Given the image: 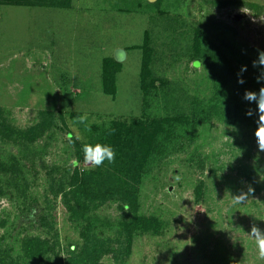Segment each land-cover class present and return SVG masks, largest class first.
Masks as SVG:
<instances>
[{
  "label": "rangeland",
  "instance_id": "1",
  "mask_svg": "<svg viewBox=\"0 0 264 264\" xmlns=\"http://www.w3.org/2000/svg\"><path fill=\"white\" fill-rule=\"evenodd\" d=\"M147 1L157 0H72L70 9L0 6V120L13 138L51 113L55 122L31 144L0 138L2 165L14 164L26 187L8 188L10 175L0 177V252L7 263L31 264L21 252L26 235L46 239L64 260L86 241L80 235L85 220L68 212L58 189L66 190L67 170L92 168L70 162L99 129L114 120L177 116L191 97L211 95L207 69L202 63L194 67L185 53L195 30L230 59L231 104L242 110L255 105L243 94L264 85L256 79L261 69L252 66L264 51V0ZM237 2L256 4L260 12ZM146 30L154 51L151 68L167 83L144 96L141 49L132 47L143 43ZM117 49L124 56L112 96L102 91L101 68ZM241 65L247 66L244 84L237 83ZM183 92L185 106L175 105ZM84 113L90 130L73 124ZM181 131L137 185L138 212L158 216L161 233L127 235L122 226L131 214L119 202L104 201L85 213L94 226L88 243L111 248L99 264H264L248 235L253 224L264 230V151L255 130L213 119ZM77 133L83 141L70 142ZM199 183L202 197L195 200ZM248 186L254 189L249 198L233 204L232 196Z\"/></svg>",
  "mask_w": 264,
  "mask_h": 264
},
{
  "label": "trees",
  "instance_id": "2",
  "mask_svg": "<svg viewBox=\"0 0 264 264\" xmlns=\"http://www.w3.org/2000/svg\"><path fill=\"white\" fill-rule=\"evenodd\" d=\"M72 0H0V6H27V7H54L60 9H70ZM147 3H149L147 1ZM227 2H217V5L224 6ZM157 5L155 3H149ZM239 5H247L250 9L260 12L258 5L245 2H237ZM162 14V12H159ZM200 31L195 30L192 42L185 47V53L190 55L197 64H203L207 69L211 81V95L206 98L193 96L187 104L184 111L177 116L166 115L162 118H145L132 119L131 121L114 120L110 125L102 127L94 138L92 144L101 143L111 145L116 153L115 162L109 164L107 161L100 167L71 169L66 172V181L64 190L63 186L58 189L65 200V206L72 216L82 215L85 220L80 235L86 240L80 248L70 250L68 257L64 260L58 252H54L48 246L46 239L38 236L26 235L22 238V255L28 258L31 264H99V258L102 253L111 251L109 245L105 249L94 244H89L92 240L93 224L85 217V213L91 208H95L99 203L104 201H115L121 204V207L130 211V220L124 221L122 230L127 235L135 232L146 234H159L163 230V221L155 214L138 212V183H142V178L156 159H160L170 151V145L177 138L183 136L186 131H193L202 124L210 123L215 119L231 126L250 127L255 130L257 127V115L255 113L256 105L250 104L249 108L253 109V116H247L246 110H242L237 104H231L230 97V76L233 68L230 65V59L224 51L215 46L210 40L201 36ZM204 41V43H202ZM141 49L140 58V75L139 86L144 96L150 91L165 89L167 80L154 74L151 63L154 51L149 45L148 31L144 32L143 43L135 45L132 49ZM120 63L114 57H105L102 61L101 68V86L105 94L114 96L115 94V77L120 71ZM159 82V84H158ZM157 83V84H156ZM170 86L169 93L173 92ZM184 93V92H183ZM185 98L179 95L176 98L175 105L181 104ZM53 116L42 119L27 129L17 131L14 138L16 142L33 143L39 139L45 132L54 125ZM109 129H115L109 134ZM12 129L0 120V138H13ZM13 140V142H15ZM77 159L84 162V154L77 152ZM4 162L0 158V177L9 176V182L6 183L8 188L20 189L25 183L16 174L17 170L10 162L3 166ZM21 172V171H20ZM251 177V174H247ZM65 181V182H66ZM65 182H63L65 184ZM26 188V187H25ZM1 191V190H0ZM201 184L194 187V199L200 200ZM3 194L4 192L1 191ZM100 240V239H98ZM96 240V241H98ZM130 241V238H128ZM90 245V246H89ZM103 245V244H102ZM50 249L53 253L50 252ZM0 252V264L7 263L5 251Z\"/></svg>",
  "mask_w": 264,
  "mask_h": 264
},
{
  "label": "clouds",
  "instance_id": "3",
  "mask_svg": "<svg viewBox=\"0 0 264 264\" xmlns=\"http://www.w3.org/2000/svg\"><path fill=\"white\" fill-rule=\"evenodd\" d=\"M252 66L254 68H260V75L256 77L257 82L259 83L261 80H264V51H258L257 58L252 61ZM247 71L246 65H241L238 73H237V83L244 84L245 80L243 77V73ZM243 99L249 103H255L256 109L255 113L257 115L256 124L257 127L254 131V135L256 138L257 146L260 151H264V85H261L258 92L245 90L243 94ZM247 116H253V109L248 108L245 113ZM88 114L84 113L77 117H75L73 124H82L84 125L86 130H90V126L87 123ZM115 129H109V134H112ZM69 141L74 143V140L83 141V137L77 133L75 138L69 135ZM84 161L90 164L93 168L100 167L107 161L109 164L115 162V150L111 145L101 144V143H83L82 146ZM71 166L73 168L79 167V161L76 159L71 160ZM177 180L180 178L177 177ZM254 191L251 186H248L247 191H241L239 194L232 196L233 204H241L246 201L250 194ZM248 235L252 238L255 243V247L257 249L258 257L264 260V230H261L256 225H252L250 232Z\"/></svg>",
  "mask_w": 264,
  "mask_h": 264
},
{
  "label": "water",
  "instance_id": "4",
  "mask_svg": "<svg viewBox=\"0 0 264 264\" xmlns=\"http://www.w3.org/2000/svg\"><path fill=\"white\" fill-rule=\"evenodd\" d=\"M149 1H152V0H149ZM124 56V51L122 49H117L115 52H114V59L117 60V61H120Z\"/></svg>",
  "mask_w": 264,
  "mask_h": 264
}]
</instances>
